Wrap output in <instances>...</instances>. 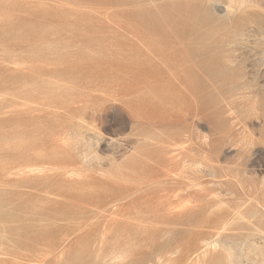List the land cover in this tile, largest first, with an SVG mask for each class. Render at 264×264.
I'll list each match as a JSON object with an SVG mask.
<instances>
[{
  "label": "rangeland",
  "instance_id": "374dc122",
  "mask_svg": "<svg viewBox=\"0 0 264 264\" xmlns=\"http://www.w3.org/2000/svg\"><path fill=\"white\" fill-rule=\"evenodd\" d=\"M237 1L0 0V264H264V0Z\"/></svg>",
  "mask_w": 264,
  "mask_h": 264
},
{
  "label": "bare ground",
  "instance_id": "6f19581e",
  "mask_svg": "<svg viewBox=\"0 0 264 264\" xmlns=\"http://www.w3.org/2000/svg\"><path fill=\"white\" fill-rule=\"evenodd\" d=\"M231 1H232V0H231ZM242 1H243V0H242ZM242 1H241V2H242ZM248 1H251V0H248ZM237 2H238V1H237ZM237 2H236V3H237ZM241 2L239 1L238 4L240 3V5H241ZM246 2H247V0H246ZM251 2H252V1H251ZM251 2H250V3H251ZM230 3H231V2H230ZM242 3H244V2H242ZM250 3H249V4H250ZM241 6H242V5H241ZM257 7H258V6H257ZM239 9H240V8H239ZM230 13H231V12H230ZM248 33H249V32H248ZM257 33H258V32H257ZM253 34H254V33H253ZM247 36H248V35H247ZM239 37H240V36H239ZM143 108H144L143 104H142V103H138V104L133 108V113H134L137 117L143 116L142 114H143V112H145V109H143ZM206 139H207V138H206ZM185 145H186V144H185ZM199 165H200V164H199ZM263 180H264V179H263ZM137 204H138V203H137ZM102 205H103V204H102ZM159 205H161V204H159ZM259 205H260V204H259ZM145 206H146V205H145ZM138 207H140V206H138ZM155 207H156V206H155ZM153 210H154V209H153ZM164 211H166V210H164ZM173 213H174V212H173ZM36 214L39 216L40 213H36ZM141 214H143V213H141ZM169 214H170V213H169ZM171 214H172V212H171ZM171 214H170V215H171ZM41 216H42V217H45L46 215L43 216V214H41ZM69 217H72V216L69 215ZM35 239H37V238L35 237L34 240H35ZM0 243H3V235L0 236ZM223 246H224V245H223ZM0 250H1V249H0ZM2 252H3V251H2ZM1 254H2V253H1ZM3 254H4V252H3Z\"/></svg>",
  "mask_w": 264,
  "mask_h": 264
}]
</instances>
